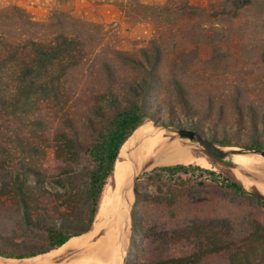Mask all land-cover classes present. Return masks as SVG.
Masks as SVG:
<instances>
[{
  "label": "rangeland",
  "instance_id": "rangeland-1",
  "mask_svg": "<svg viewBox=\"0 0 264 264\" xmlns=\"http://www.w3.org/2000/svg\"><path fill=\"white\" fill-rule=\"evenodd\" d=\"M111 1L116 3V16L104 17L103 9L94 6L80 16L59 8L37 20L17 0H0V32L7 42L26 39L21 14L47 23L55 12L66 13L87 25L85 60L69 71L56 91L23 99L13 81L14 65L2 71L0 187L9 190L0 193L3 248L44 249L51 226L79 228L86 223L85 174L91 163L85 154L73 159L62 150L61 136L90 140L91 126L99 122L98 113L108 112V101L124 102L130 87L143 81L149 82L150 113L143 126L151 136L137 140L129 156L137 162L139 146L158 134L186 141L197 149V157L211 162L206 169L264 196L263 156L240 154L220 160L173 132L191 130L225 150L243 153L253 140L264 145V0H242L241 9L231 8L225 0H102L98 5ZM55 31L43 34L51 38ZM171 165L177 164H159L138 173V196L133 193L131 200L122 264H130L134 257L187 256L198 249V236L204 234L230 239L234 246L202 264H233L232 253L241 256L253 247L255 255L246 264H264V245L249 241L253 221L263 218L255 202L213 187L181 188L142 177ZM17 173L29 188L28 208L11 188Z\"/></svg>",
  "mask_w": 264,
  "mask_h": 264
},
{
  "label": "trees",
  "instance_id": "trees-1",
  "mask_svg": "<svg viewBox=\"0 0 264 264\" xmlns=\"http://www.w3.org/2000/svg\"><path fill=\"white\" fill-rule=\"evenodd\" d=\"M241 1L225 0L231 8L236 9L243 7ZM186 6L195 9L188 3ZM167 7L165 5L150 6L149 8L165 9ZM21 21L27 31V34L24 33L26 35L25 40L16 43L7 42L3 38V32H0V81L3 80L4 66L14 65L16 76L13 81L16 91L20 93V96L22 95L23 99H28L31 95L36 94L48 95L58 89L70 70L77 68L84 62L86 51L84 39L87 25H82L81 22L66 13L59 14L58 12H55L47 23L34 22L25 14H21ZM48 29L56 30L51 38L43 34ZM149 73L152 71L149 70ZM145 82L131 86L129 97L124 102H120L117 98L108 101V112L98 113L99 122L91 126L92 136L90 140L80 142L75 135L61 136L60 148L62 150L66 149L73 159L85 154L91 163L85 174L86 223L79 228L51 226L46 230L48 245L44 249L27 250L20 246H9L8 248L0 246V258L21 260L45 254L62 247L71 238L81 236L92 229L105 188L108 181L114 176L116 161L122 147L135 130L150 118L146 104L149 82L146 84ZM226 141L223 140V142ZM246 146L250 150L264 152V145L258 140H253ZM142 177L154 183L181 188L186 186L213 187L253 200L262 211L263 218L253 221V231L249 235V241L251 244L257 241L262 246L264 245V196L261 193L247 190L239 182L223 177L213 170L193 165L161 166L150 172H145ZM11 188L23 206L28 208L29 188L22 180L21 173H17L13 177ZM3 191L9 190L5 186L4 188L0 187V193ZM135 194L138 196L137 186L135 187ZM73 224L76 225V222ZM132 231L134 235L138 233L135 224ZM198 238L200 243L198 249L187 256L154 260H137V257H134L130 264H202L207 257L231 251L234 246V242L230 239L214 238L208 234H204L202 237L199 235ZM256 250V247L250 251L244 250L241 256L239 253L237 255L232 253L233 264L251 263Z\"/></svg>",
  "mask_w": 264,
  "mask_h": 264
},
{
  "label": "bare ground",
  "instance_id": "bare-ground-1",
  "mask_svg": "<svg viewBox=\"0 0 264 264\" xmlns=\"http://www.w3.org/2000/svg\"><path fill=\"white\" fill-rule=\"evenodd\" d=\"M150 134V129L142 126L125 142L116 161L114 177L105 188L95 222L88 233L73 237L62 247L44 256L38 255L21 261L8 259L6 263L0 260V264H120L126 243L125 225L128 222L133 197V192L130 191L129 204L122 209L120 189L125 175L130 170L128 162L130 150L137 140H142ZM139 147H141L137 158L139 171L159 164H197L204 168L211 167L207 157H197L194 154L197 149L188 142L168 138L162 134L148 138ZM156 153L159 154L158 158L154 156ZM260 174L264 184V170L260 171ZM250 186L247 185L248 188H251ZM261 192L264 193V186Z\"/></svg>",
  "mask_w": 264,
  "mask_h": 264
},
{
  "label": "water",
  "instance_id": "water-1",
  "mask_svg": "<svg viewBox=\"0 0 264 264\" xmlns=\"http://www.w3.org/2000/svg\"><path fill=\"white\" fill-rule=\"evenodd\" d=\"M143 125H141L140 127H142ZM137 129L135 130V132L137 131ZM173 132L177 134L180 138L189 139L193 142H197L200 146L203 147V149L208 154L220 160L226 159L227 157L231 155H240V154H259L264 157V152L255 151V150H248L247 152L245 151L244 153L241 151L225 150L219 147L215 142L209 139L202 138L197 132H194L191 130L179 128V129H174ZM134 133L131 136H133ZM135 144L136 143H134V145ZM134 145L132 149L134 148ZM128 162L130 164V170L125 175L124 180L121 185V189H120V199H121L122 209L125 208V206L129 204V200H128L129 192L132 191L133 193H135L136 181L138 179V173H139L138 164L132 156H129ZM130 220H131V208L128 213V222L125 225L126 229L128 228V224ZM125 232H124V235H125ZM124 260H125V252L123 248L122 260L120 264H122Z\"/></svg>",
  "mask_w": 264,
  "mask_h": 264
},
{
  "label": "crops",
  "instance_id": "crops-1",
  "mask_svg": "<svg viewBox=\"0 0 264 264\" xmlns=\"http://www.w3.org/2000/svg\"><path fill=\"white\" fill-rule=\"evenodd\" d=\"M102 0H69L68 3L62 0H17V5L25 11L29 12L37 20L46 19L49 14L55 9H65L71 11L74 15L80 16L87 12H91L94 6L101 8L104 11V17H107L106 13H110L116 16L117 6L116 3L100 4L98 2Z\"/></svg>",
  "mask_w": 264,
  "mask_h": 264
}]
</instances>
